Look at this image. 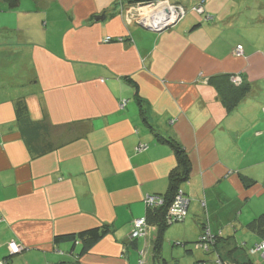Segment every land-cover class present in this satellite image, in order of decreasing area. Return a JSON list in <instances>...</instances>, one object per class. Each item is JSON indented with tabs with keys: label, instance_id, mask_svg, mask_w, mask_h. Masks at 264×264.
<instances>
[{
	"label": "crops",
	"instance_id": "obj_1",
	"mask_svg": "<svg viewBox=\"0 0 264 264\" xmlns=\"http://www.w3.org/2000/svg\"><path fill=\"white\" fill-rule=\"evenodd\" d=\"M143 1L0 0V262L139 264L148 239L128 235L167 193L175 144L187 214L222 238L212 251L244 262L261 240L247 224L264 213V0H168L186 14L160 32L130 21ZM220 75L250 87L228 110ZM103 225L82 255L54 241Z\"/></svg>",
	"mask_w": 264,
	"mask_h": 264
},
{
	"label": "rangeland",
	"instance_id": "obj_2",
	"mask_svg": "<svg viewBox=\"0 0 264 264\" xmlns=\"http://www.w3.org/2000/svg\"><path fill=\"white\" fill-rule=\"evenodd\" d=\"M162 5L163 4H161V7H163ZM200 5H202V2L194 5L193 7L198 9ZM164 7L166 8L168 14H171V15L178 14L179 15V19L177 20V23L182 19L183 14L181 12L184 11L186 14V8L184 6H181V5H180L181 8H177L176 5H174V4L165 3ZM196 13L200 14L198 12H196ZM130 14H131L129 16L130 21H134L138 24L143 25L144 22H142L140 19L143 16H146L150 13H147V10L143 9L141 16L139 15L138 10H133V11H131ZM200 15L203 16L205 21H207L211 18L206 12L203 14H200ZM175 23L176 22H174L173 24H175ZM173 24H171V25H173ZM143 26L148 27V29L153 30V31H154V29H156V28L149 26V25H147V26L143 25ZM155 32H159V31H155ZM235 56H237V55H235ZM240 78H241V83H242L243 78L242 77H240ZM235 84L239 85L240 83L236 82ZM178 191L182 192V190L180 188H178L177 191L175 192L176 196L180 193ZM183 194H184V196H186L184 192H182V196H183ZM157 197H158V195H157ZM163 200H165L164 197H163ZM175 202H176L175 200L171 201L170 205L168 206V210L165 213L164 221H165V224L167 225V227H166V230L164 231V234H163V240H162V245H161V249H160V253H159V258H157V256H155L153 253L154 252L153 242H154L155 237H156L157 228L155 226H150L149 224H147V227H145V229L143 230V234L140 235V237H138V238H141V237L146 238L147 237V239H148L147 240L148 241L147 247H145V249L143 251L140 249V255L142 256V259H140V261L138 263L139 264H145V261L147 260L148 264L149 263H151V264H198L197 262L199 260H203L205 262V264H220L219 261L216 260L217 254L215 252V251H217L218 248L223 246V242L221 240L222 238L220 237V233L219 232L215 233L214 231H212L213 233H211L209 228H207V229L203 230V232H201L200 225L198 224L197 220L194 218L193 215H190L189 213L188 214L186 213L184 218H181L182 216L178 217L179 220L177 222L176 221L174 222L173 220L168 219V217L171 216V215H169V213L172 214V210L170 212V207L172 206V203L175 204ZM176 205L181 206V208L184 206L183 202H180V203L177 202ZM159 206H162V204ZM187 208H188V206H187ZM168 220H170V221H168ZM151 228L154 230V232L151 231L152 230ZM212 229L220 231L216 227H214ZM206 232H208V233L206 234ZM128 237L130 240L138 239V238L132 237L131 233L128 235ZM261 240H264V232L261 235ZM207 243H210V246H203V245H206ZM201 246H202V249L204 247L205 248L207 247L206 251H208V252H204L200 248ZM241 246H242V244H241ZM212 250H215V251H212ZM218 256H219V258H221L220 255H218ZM263 256H264V254H263ZM247 258L249 260H246L244 262L241 260L242 262H239L238 264H257L258 262H260V259H258L257 256H254L253 253L250 252V248L247 249L246 259ZM229 261L232 264H237V261H235V262H233L232 260H229ZM1 262H4V261H1ZM258 264H260V263H258Z\"/></svg>",
	"mask_w": 264,
	"mask_h": 264
},
{
	"label": "trees",
	"instance_id": "obj_3",
	"mask_svg": "<svg viewBox=\"0 0 264 264\" xmlns=\"http://www.w3.org/2000/svg\"><path fill=\"white\" fill-rule=\"evenodd\" d=\"M6 1L8 2L9 7H15L18 5L19 2V0H6ZM151 1L153 0H146L143 1V3L151 2ZM231 76L232 75H220V76H215L209 80V82L215 86L216 90H218L217 92L221 97L222 103L224 104L227 110L235 107L238 104V102H240L241 99L248 93L250 89L249 84L245 83L244 81L239 85L233 83L230 80ZM16 115L19 121L28 119L26 107L23 104V102H21L20 100L16 104ZM173 147L175 150V156L177 158V166L170 173L168 191L163 196L165 199L164 204L162 206H155V207H147V205H145L147 211L146 214L143 216L146 218L147 224H149L150 226H155L157 228L156 237L153 242V250H154L153 253L155 256H157V258H159V253L163 240V234L167 227L164 221L165 213L167 212L168 206L170 205L171 201L174 198L175 192L179 188L178 187L179 183L182 180L187 179L189 174V162L184 150L177 144L173 145ZM247 227L251 231H255L262 235L264 232V213L257 216L251 222H249L247 224ZM108 232H109V228L103 225L101 227H95L84 231H80L76 234L57 235L54 237V241L58 243L67 240L72 243L73 247L78 242H81V251L76 254V256H78L79 254L82 255L86 253L98 240L103 238ZM207 244L203 246H210V243ZM253 246L254 244L249 248H252ZM200 248L202 249V246ZM206 248L204 247L202 250L204 252H208L206 251L207 250ZM140 259H142L141 255H139L138 262L140 261ZM258 259H260L261 262L262 259L260 257H258ZM216 260L220 261L221 264H232L229 260L219 258L218 255ZM197 263L205 264L203 260H199ZM238 263L239 261H237V264Z\"/></svg>",
	"mask_w": 264,
	"mask_h": 264
},
{
	"label": "built area",
	"instance_id": "obj_4",
	"mask_svg": "<svg viewBox=\"0 0 264 264\" xmlns=\"http://www.w3.org/2000/svg\"><path fill=\"white\" fill-rule=\"evenodd\" d=\"M165 3H169V1L168 0H153L151 2H145V3L139 4L135 7H132V9L138 10L140 16L142 14L143 9L147 10V13H150L146 16H143L140 19L142 22H144L143 25H146V26L149 25V26H152L154 28H161V27L169 26V25H170V27H172L177 23V20L179 19V15L178 14H176V15L168 14L166 8L164 7ZM161 4H163L162 5L163 7H161ZM176 7L181 8L178 5H176ZM192 10H194L195 12H198L200 14L204 13L202 5H200L198 9H196L195 7H192ZM181 13L184 16L185 12L182 11ZM174 22H176V23L173 24ZM171 24H173V25H171ZM111 40H112L111 37L108 36V37H105L103 41L109 42ZM233 54L237 55V56H241L243 54V47L241 45H236L234 50H233ZM240 77L241 76H239V75H232L230 80H232L233 83L235 81L238 83H241ZM145 149H146L145 144H139L136 147L137 151H142ZM178 192H180V193L177 196L175 194V196L173 198V200L176 201L175 204L172 203V206L170 207V212L172 210V214L169 213V215H171V216L168 217V219H171L174 222L178 221L179 220L178 217H180V216H182L181 218H184V216L187 212V206L189 204L188 197L184 196V194L182 196L181 191H178ZM177 202L178 203L183 202L184 206L182 208H181V206H177L176 205ZM144 203H145V205H147V207H155V206H159L161 204L163 205L164 200H163V197L161 195H158V197H157V195H147L144 199ZM168 221H170V220H168ZM145 227H147V221H146L145 217H140V218L134 219L132 222V229H131L132 237H134V238L140 237V235L143 234V230L145 229ZM207 233L208 232H206V234ZM7 247H8L10 254L19 253V251L21 250V247L17 243H15L14 241L9 242ZM250 252L253 253L254 256L260 257L262 259L261 262L257 261L258 263L264 264V256H263V254H264V240H261V241L255 243L254 246L252 248H250ZM4 263L5 262H0V264H4ZM219 263H220V261H219Z\"/></svg>",
	"mask_w": 264,
	"mask_h": 264
},
{
	"label": "water",
	"instance_id": "obj_5",
	"mask_svg": "<svg viewBox=\"0 0 264 264\" xmlns=\"http://www.w3.org/2000/svg\"><path fill=\"white\" fill-rule=\"evenodd\" d=\"M96 19H97V17H96ZM170 27V25L169 26H164V27H161V28H156V29H154V31H163V30H165V29H167V28H169ZM147 29H148V27H146Z\"/></svg>",
	"mask_w": 264,
	"mask_h": 264
}]
</instances>
